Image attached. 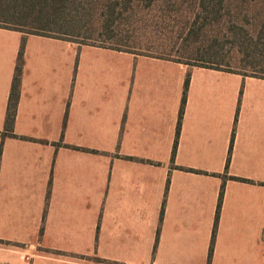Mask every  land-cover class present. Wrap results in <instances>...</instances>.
<instances>
[{
    "label": "crops",
    "instance_id": "obj_1",
    "mask_svg": "<svg viewBox=\"0 0 264 264\" xmlns=\"http://www.w3.org/2000/svg\"><path fill=\"white\" fill-rule=\"evenodd\" d=\"M0 264H264V79L0 28Z\"/></svg>",
    "mask_w": 264,
    "mask_h": 264
},
{
    "label": "trees",
    "instance_id": "obj_2",
    "mask_svg": "<svg viewBox=\"0 0 264 264\" xmlns=\"http://www.w3.org/2000/svg\"><path fill=\"white\" fill-rule=\"evenodd\" d=\"M158 8L162 12L185 14L182 33L187 39L186 42L189 41L185 47L190 50V58L210 64L197 67L226 70L221 66L225 57L223 51L229 47L233 58L242 63L245 72H249L236 73L264 79V0H0V28L98 46L85 40H112L116 37L112 28L119 25L126 14H132L137 9ZM98 20L101 23L97 36L93 33H82L83 26ZM122 45L106 48L130 52L121 49ZM24 47L25 40L18 57L8 104L6 131L11 135H14L21 95ZM189 83L190 76L187 79V89ZM185 104L186 97L182 102L180 123ZM222 198L221 195L219 212ZM216 229L217 224L214 238Z\"/></svg>",
    "mask_w": 264,
    "mask_h": 264
},
{
    "label": "rangeland",
    "instance_id": "obj_3",
    "mask_svg": "<svg viewBox=\"0 0 264 264\" xmlns=\"http://www.w3.org/2000/svg\"><path fill=\"white\" fill-rule=\"evenodd\" d=\"M184 13L160 11L158 9H137L132 14H126L121 19L119 25H115L112 31L116 37L112 40L103 39L105 42L97 39L95 41H87L90 44L109 47L112 45H122L123 50H127L137 54L152 55L165 59H172L190 66L210 65L208 63L198 62L190 58V50L186 49L187 39L182 33L184 30L183 19ZM100 21L88 24L82 27V33H93L95 36L100 31ZM58 36L57 34H53ZM83 41L82 39H75ZM224 59L221 68L240 72L242 74L249 73L243 70L242 63L233 58V53L229 52L226 47Z\"/></svg>",
    "mask_w": 264,
    "mask_h": 264
}]
</instances>
